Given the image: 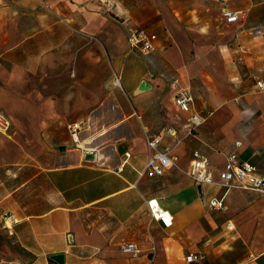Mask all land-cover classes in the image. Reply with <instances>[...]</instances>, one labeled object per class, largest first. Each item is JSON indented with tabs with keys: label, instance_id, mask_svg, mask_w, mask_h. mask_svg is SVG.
Wrapping results in <instances>:
<instances>
[{
	"label": "crops",
	"instance_id": "obj_1",
	"mask_svg": "<svg viewBox=\"0 0 264 264\" xmlns=\"http://www.w3.org/2000/svg\"><path fill=\"white\" fill-rule=\"evenodd\" d=\"M136 26L156 34L151 51L129 46ZM258 80L264 0H0L10 121L0 130V264H49L54 253L55 264H264V192L189 174L194 150L215 179L232 151L264 173ZM181 87L205 116L194 129L173 102ZM78 119L75 142L67 125ZM144 130L177 157L161 175L144 170ZM149 198L170 211L169 227L150 216ZM192 252L205 256L186 261Z\"/></svg>",
	"mask_w": 264,
	"mask_h": 264
},
{
	"label": "built area",
	"instance_id": "obj_2",
	"mask_svg": "<svg viewBox=\"0 0 264 264\" xmlns=\"http://www.w3.org/2000/svg\"><path fill=\"white\" fill-rule=\"evenodd\" d=\"M221 15L225 21L233 22L238 19L239 11L223 8ZM127 39L131 48L142 53H147L155 46L156 34L136 26L129 29ZM114 83L115 85H120L119 77L114 78ZM257 85L260 89L264 88V82L262 80H258ZM173 102L179 110L190 113L189 123L192 129L196 128L204 120V115L191 112L193 95L188 88H178L173 95ZM85 125L86 121L84 119H78L67 125L70 135L75 142L79 141L78 131ZM9 126V119L0 111V130H7ZM169 132L174 134L171 128ZM143 137L147 146V158L144 170L148 174L161 175L167 168L176 165L177 157L171 154L168 148L160 145L161 137L158 134H152L144 130ZM83 149L85 152H91V147L89 146H83ZM125 154L129 156L128 152ZM189 174L193 182L198 185L216 183L225 189L237 185L264 192V173H260L252 163L240 160L234 151L227 155L226 161L222 167L218 169V177L215 179L207 155L198 150H194L189 163ZM208 205L212 208L223 207V197L210 198L208 200ZM146 206L148 213L154 220L158 221L163 227L170 226L172 214L168 209L162 207L156 198L147 199ZM231 225L232 224L229 223L228 227H231ZM124 248L133 252L137 250L134 242L125 243ZM204 256L205 255L201 252H192L185 256V260L188 262L199 261L203 259Z\"/></svg>",
	"mask_w": 264,
	"mask_h": 264
},
{
	"label": "water",
	"instance_id": "obj_3",
	"mask_svg": "<svg viewBox=\"0 0 264 264\" xmlns=\"http://www.w3.org/2000/svg\"><path fill=\"white\" fill-rule=\"evenodd\" d=\"M50 256H51L52 259H54L58 263H62V261H63V258H62V254L61 253H54V254H52Z\"/></svg>",
	"mask_w": 264,
	"mask_h": 264
},
{
	"label": "rangeland",
	"instance_id": "obj_4",
	"mask_svg": "<svg viewBox=\"0 0 264 264\" xmlns=\"http://www.w3.org/2000/svg\"><path fill=\"white\" fill-rule=\"evenodd\" d=\"M56 262H55V260L54 259H50L49 260V264H55Z\"/></svg>",
	"mask_w": 264,
	"mask_h": 264
}]
</instances>
